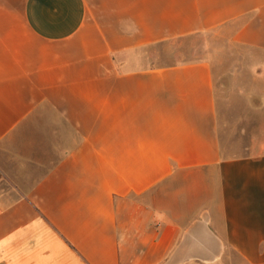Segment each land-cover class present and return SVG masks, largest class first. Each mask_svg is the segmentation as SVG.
Listing matches in <instances>:
<instances>
[{
	"label": "crops",
	"instance_id": "crops-1",
	"mask_svg": "<svg viewBox=\"0 0 264 264\" xmlns=\"http://www.w3.org/2000/svg\"><path fill=\"white\" fill-rule=\"evenodd\" d=\"M264 0H0V264H264V151L227 154L216 29Z\"/></svg>",
	"mask_w": 264,
	"mask_h": 264
},
{
	"label": "rangeland",
	"instance_id": "rangeland-1",
	"mask_svg": "<svg viewBox=\"0 0 264 264\" xmlns=\"http://www.w3.org/2000/svg\"><path fill=\"white\" fill-rule=\"evenodd\" d=\"M233 28L191 34L156 47L157 63L213 65L219 131L227 154L264 151V49L234 42Z\"/></svg>",
	"mask_w": 264,
	"mask_h": 264
}]
</instances>
